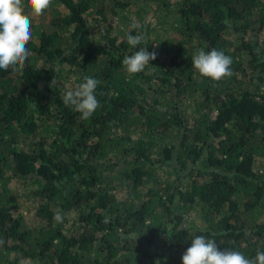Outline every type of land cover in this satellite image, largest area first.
<instances>
[{
    "label": "trees",
    "instance_id": "obj_1",
    "mask_svg": "<svg viewBox=\"0 0 264 264\" xmlns=\"http://www.w3.org/2000/svg\"><path fill=\"white\" fill-rule=\"evenodd\" d=\"M171 2L53 0L51 30L36 49L29 42L23 69H0V181L35 182L39 205L24 231L0 194V264H182L198 235L248 258L264 251V0ZM148 6L179 40L170 58L130 75L122 60L152 53L150 31L120 35L121 13ZM129 34L143 35L136 48ZM201 49L230 56L232 75L202 77L192 66ZM85 77L100 81L87 120L62 101L64 81L75 78L74 91ZM195 206L210 227L188 223ZM72 214L79 233L67 229Z\"/></svg>",
    "mask_w": 264,
    "mask_h": 264
},
{
    "label": "clouds",
    "instance_id": "obj_2",
    "mask_svg": "<svg viewBox=\"0 0 264 264\" xmlns=\"http://www.w3.org/2000/svg\"><path fill=\"white\" fill-rule=\"evenodd\" d=\"M53 3V0H0V69L19 71L31 55L27 45L32 39L31 19L25 14V7L31 9L35 16L42 15ZM133 28L137 25L133 24ZM143 40L142 34L127 36L128 44L136 48ZM157 58L155 52L149 53L146 47H141L133 54L125 56L122 64L130 75L141 73L146 66ZM232 60L223 51L212 49L205 52L198 50L192 57V66L204 78L219 82L230 77ZM100 81L85 77V81L76 90H68L62 96L65 106L72 107L80 114L81 119H89L100 107L96 97V89ZM56 221H62L61 213L54 216ZM156 264H160L157 260ZM182 264H264V251H257L254 258L246 257L236 250L221 251L215 239L198 235L191 240V246L182 256Z\"/></svg>",
    "mask_w": 264,
    "mask_h": 264
},
{
    "label": "rangeland",
    "instance_id": "obj_3",
    "mask_svg": "<svg viewBox=\"0 0 264 264\" xmlns=\"http://www.w3.org/2000/svg\"><path fill=\"white\" fill-rule=\"evenodd\" d=\"M180 0H172V5L175 7ZM25 5L27 1H22ZM53 9H59L63 11V6L54 5ZM25 14L29 16L31 19V32L32 39L31 44L35 47L40 46V38L43 32H50L51 30V13H43L40 16H35L32 14L31 9L25 7ZM164 14V12H163ZM121 15L125 16L128 19V25H121L119 29L120 35L130 32L133 27L129 25L130 23L139 26V24L147 25L150 31V42L152 46V52H155L157 58L155 59V63L163 62L170 58L174 51V47L179 40V35L171 30H168V25L163 27L161 25V19L156 15V8L152 6L146 7L144 10L140 8H131L127 11L121 13ZM171 15L167 14V19L170 21ZM97 16L95 12H92L89 15L90 25H93L97 21ZM144 23V24H143ZM122 37V36H121ZM92 38L95 43V46H100L103 42L97 34L96 31L92 30ZM33 65L39 68L47 67L45 61L39 58L37 55H34L32 60ZM75 82V78H71L69 80H65L63 83V91L64 93L68 90H72ZM42 137V136H40ZM37 138V140L40 139ZM50 137V136H49ZM27 138V137H26ZM31 138V137H30ZM25 141L28 139H24ZM256 169L263 170L264 169V157L262 153L256 154ZM159 175L163 178L164 181L170 180L173 181L175 179V174L171 169H164L159 171ZM37 189V185L35 182L22 181V180H5L0 181V194L3 195V202L9 208H11L12 213L16 217L23 218V227L22 230L29 231V229L36 226L37 221L36 214L38 209V200L33 195V191ZM188 223H192L197 227L208 228L212 225V220L205 216L199 206L193 207V209L188 214ZM256 219L260 222L263 220V217L259 214L256 215ZM67 229L70 233L75 234L80 232V223L78 214H72L68 218ZM147 248V244L145 245ZM147 250H149L147 248ZM152 252L151 250H149ZM16 258V255L9 256L8 259L13 261ZM166 264V261H164ZM24 264H46L44 262H35L32 260L26 261Z\"/></svg>",
    "mask_w": 264,
    "mask_h": 264
}]
</instances>
